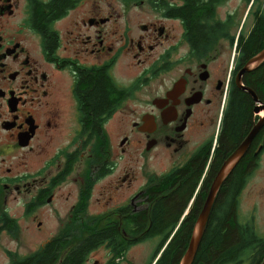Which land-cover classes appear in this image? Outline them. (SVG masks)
I'll use <instances>...</instances> for the list:
<instances>
[{
  "label": "flooded vegetation",
  "instance_id": "af4514ba",
  "mask_svg": "<svg viewBox=\"0 0 264 264\" xmlns=\"http://www.w3.org/2000/svg\"><path fill=\"white\" fill-rule=\"evenodd\" d=\"M256 1L0 0V208L13 197L22 209L19 217L1 211L0 233L9 219L37 233L39 248H57L55 264H69L64 258L75 253L74 264H156L187 219L178 264L219 170L264 117V98L244 80L250 71L241 83L257 101L236 84L253 55L232 41L242 31L232 32L242 5L243 19L251 15L254 24L264 3L255 9ZM95 71L121 94L100 117L99 133L85 124L81 96ZM234 88L252 104L249 124L230 142ZM109 132L125 154L116 162L109 161ZM263 155L264 124L221 181L207 220L225 187L239 217ZM196 170L187 200H178V220L165 222ZM52 203L58 212L48 226L42 208Z\"/></svg>",
  "mask_w": 264,
  "mask_h": 264
},
{
  "label": "trees",
  "instance_id": "16d2710c",
  "mask_svg": "<svg viewBox=\"0 0 264 264\" xmlns=\"http://www.w3.org/2000/svg\"><path fill=\"white\" fill-rule=\"evenodd\" d=\"M190 14L193 18L199 15L193 14L191 11ZM254 19L253 27L246 36L241 31L237 38L235 36L232 38V41H241V51L247 57L255 55L264 48V3L254 15ZM195 30H189L192 41L198 37ZM244 78L246 84L264 98V61L257 69L245 74ZM81 91L85 104L82 108L86 117L85 124L91 132L95 130L96 133H99L102 119L100 117L103 115L104 120L109 115L113 109V97L119 98L121 94L114 91L112 84L102 71L89 74L81 85ZM251 104V98L247 93L234 88L233 101L226 121L227 128L224 141L225 139L230 141V137H233L232 140H234L247 127L251 117ZM237 170L238 168L236 172ZM198 175H200L199 170H196L192 179L184 183L185 185L183 184L184 186L182 185L183 187L174 196L173 203L168 205L169 210L167 219L164 217L165 222L168 221L170 224L178 220H173L176 217V211L180 208L178 200L187 198ZM233 177L229 179V185ZM231 195L232 193L230 194L226 187L219 191L214 206L215 216L212 220H207L204 234L192 264H259L263 259L264 237H259L256 234L253 225L242 224L238 221L237 205L233 200H230L232 199ZM2 213L6 214L3 210ZM6 224L11 225L7 229L8 231L14 229L11 219ZM190 227L191 220L182 221L181 228L172 236L164 254L156 264H177V259L181 255L189 235ZM58 256L57 248L52 243L47 242L26 256H13L11 264H55ZM77 257L78 254L75 253L69 258L68 256L65 257L63 262L74 264Z\"/></svg>",
  "mask_w": 264,
  "mask_h": 264
},
{
  "label": "rangeland",
  "instance_id": "374dc122",
  "mask_svg": "<svg viewBox=\"0 0 264 264\" xmlns=\"http://www.w3.org/2000/svg\"><path fill=\"white\" fill-rule=\"evenodd\" d=\"M264 0H257L254 4L256 6L262 4ZM246 3V1H245ZM247 5V3H246ZM246 8L242 5L241 12L238 13L239 27L237 26L238 21L233 26L232 32L235 34L238 29L242 27V31L245 34L253 24V18L251 15H248L246 19H243L244 12ZM253 10V9H252ZM243 22L244 25H243ZM126 111L129 110V107L125 108ZM121 138L115 139L114 135L109 132V145H110V158L109 161L116 162L121 160L125 155L121 151L119 146V141ZM249 185L243 200L238 204V216L237 219L242 224L253 225L256 234L259 237H264V155L260 160L259 169L250 176ZM2 197H0L1 202ZM1 204V203H0ZM56 203L45 205L42 210L48 216L49 219L45 220L46 225L52 223L51 218L53 213H57ZM4 210L7 214L14 217H19L22 213V209L17 199L9 197L7 203L4 207ZM2 209L0 208V213ZM39 219V218H38ZM42 219V218H41ZM36 223H32L35 228ZM32 229V228H31ZM33 230V229H32ZM41 245V238L37 236V233L32 231H22L19 227L14 225V229L11 231H6L0 233V264H11L13 256H24L35 249L39 248Z\"/></svg>",
  "mask_w": 264,
  "mask_h": 264
},
{
  "label": "water",
  "instance_id": "95a60500",
  "mask_svg": "<svg viewBox=\"0 0 264 264\" xmlns=\"http://www.w3.org/2000/svg\"><path fill=\"white\" fill-rule=\"evenodd\" d=\"M264 61V48L261 49L259 52H257L255 55H253L246 64L240 69V71L236 75V84L237 86L247 91L255 101H257V98L255 94L252 92L251 89L243 86L241 83V76L245 72H249L253 69H255L257 66H259ZM261 107H255L254 111L257 112ZM264 108V107H263ZM264 124V117L260 118L252 127V129L249 131L248 135L245 137V139L242 141V143L236 148V150L226 159L223 166L219 170L217 177L210 188L209 194L207 196V199L205 200L201 211L195 221L192 234L188 243L187 248L185 249L184 253L182 254L180 261L178 264H192L196 249L201 241L202 235L205 231L207 219H208V213L210 206L213 202V199L215 197V194L218 190V187L223 180V178L227 175V173L231 170V168L236 164V162L239 160L241 155L245 152L247 146L249 145L251 139L254 137V135L258 132L260 127ZM259 264H264V257L260 261Z\"/></svg>",
  "mask_w": 264,
  "mask_h": 264
}]
</instances>
